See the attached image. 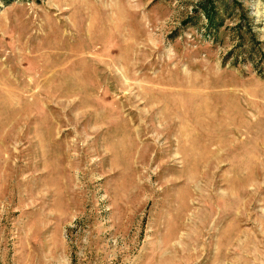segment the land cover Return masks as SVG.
<instances>
[{
    "label": "rangeland",
    "instance_id": "obj_1",
    "mask_svg": "<svg viewBox=\"0 0 264 264\" xmlns=\"http://www.w3.org/2000/svg\"><path fill=\"white\" fill-rule=\"evenodd\" d=\"M0 264H264V0H0Z\"/></svg>",
    "mask_w": 264,
    "mask_h": 264
}]
</instances>
